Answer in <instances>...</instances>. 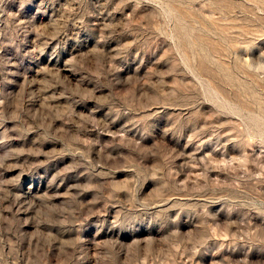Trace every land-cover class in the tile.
<instances>
[{
	"label": "rangeland",
	"instance_id": "374dc122",
	"mask_svg": "<svg viewBox=\"0 0 264 264\" xmlns=\"http://www.w3.org/2000/svg\"><path fill=\"white\" fill-rule=\"evenodd\" d=\"M0 264H264V0H0Z\"/></svg>",
	"mask_w": 264,
	"mask_h": 264
}]
</instances>
